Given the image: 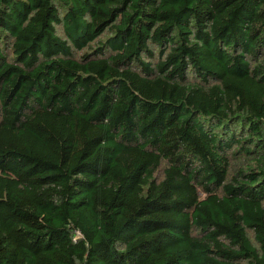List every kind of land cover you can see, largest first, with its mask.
I'll use <instances>...</instances> for the list:
<instances>
[{"label": "trees", "instance_id": "1", "mask_svg": "<svg viewBox=\"0 0 264 264\" xmlns=\"http://www.w3.org/2000/svg\"><path fill=\"white\" fill-rule=\"evenodd\" d=\"M0 264H264V0H0Z\"/></svg>", "mask_w": 264, "mask_h": 264}, {"label": "rangeland", "instance_id": "2", "mask_svg": "<svg viewBox=\"0 0 264 264\" xmlns=\"http://www.w3.org/2000/svg\"><path fill=\"white\" fill-rule=\"evenodd\" d=\"M58 34H59V36H61L63 38L65 37V34H64V31H63V28L62 27H58ZM106 37H107V35L102 36V40L105 39ZM87 50L88 49H85L82 52H78L76 55L79 57L83 53L87 52ZM249 167H252V168L254 167V162L252 160L246 159L244 157L243 158H239V159H234L233 162H232V172L231 173L232 174L235 173L236 171L239 170V168L247 169ZM160 174H162V171H161V173H159V177H160ZM250 237H251V240H252L253 244L256 245L252 233H250Z\"/></svg>", "mask_w": 264, "mask_h": 264}]
</instances>
